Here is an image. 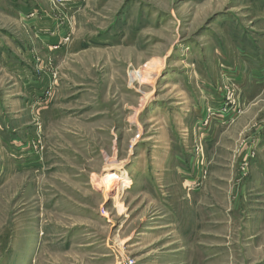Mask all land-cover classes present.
I'll list each match as a JSON object with an SVG mask.
<instances>
[{
    "label": "rangeland",
    "instance_id": "obj_1",
    "mask_svg": "<svg viewBox=\"0 0 264 264\" xmlns=\"http://www.w3.org/2000/svg\"><path fill=\"white\" fill-rule=\"evenodd\" d=\"M261 2L0 0V264H264Z\"/></svg>",
    "mask_w": 264,
    "mask_h": 264
},
{
    "label": "crops",
    "instance_id": "obj_2",
    "mask_svg": "<svg viewBox=\"0 0 264 264\" xmlns=\"http://www.w3.org/2000/svg\"><path fill=\"white\" fill-rule=\"evenodd\" d=\"M260 6L263 8L264 3L261 2ZM50 36L49 35L45 36L46 42H49V44L47 43V45H50L54 41V38H52ZM250 43H252V42L250 41ZM246 44H247V42L245 43V46H241V52H242V54L246 55L247 58L250 60V63H251L250 65H252L254 63L255 67L248 68L245 75L243 74L244 69H243V71H239V70L236 71L235 67H232L231 68L232 69L231 75H232V82L237 84L238 86H240V89L243 90L244 92H246V96L248 97V99L251 102V101L255 100L256 97L258 96L256 94H258L260 92L264 93V45L262 47L261 46L258 47L257 44H254L257 48L256 47L253 48V46L251 44L248 47ZM237 50H238V53L240 54V52H239L240 49H237ZM240 56H241V54H240ZM244 78H245V80H244ZM241 80L243 83L242 82L240 83ZM263 115H264V113H263ZM227 117H229V116L227 115ZM215 119H216L215 125H217V126L221 125L222 122H224V116H220V117L218 116ZM262 128H264V126ZM257 134L260 138L263 139L264 138V129L260 130V131L258 130L256 132L254 131L253 137L257 136ZM258 136H257V138H258ZM262 146H263V148L261 150L262 154H260L261 157L258 159V162H256V164L254 165L253 170L255 171L254 173L259 172L258 174L263 178V168L262 167H264V145L262 144ZM259 179L260 180H258V182L261 181L260 177H259ZM196 198H197V196H196Z\"/></svg>",
    "mask_w": 264,
    "mask_h": 264
},
{
    "label": "bare ground",
    "instance_id": "obj_3",
    "mask_svg": "<svg viewBox=\"0 0 264 264\" xmlns=\"http://www.w3.org/2000/svg\"><path fill=\"white\" fill-rule=\"evenodd\" d=\"M116 181V175L114 173L109 174L108 176L105 177L104 179V184L107 188H110L111 186L114 185V182ZM120 181V179H119Z\"/></svg>",
    "mask_w": 264,
    "mask_h": 264
},
{
    "label": "built area",
    "instance_id": "obj_4",
    "mask_svg": "<svg viewBox=\"0 0 264 264\" xmlns=\"http://www.w3.org/2000/svg\"><path fill=\"white\" fill-rule=\"evenodd\" d=\"M58 4H64V3H66V1L67 0H55ZM53 43H55V42H52V45H56V43L55 44H53ZM54 48V47H53Z\"/></svg>",
    "mask_w": 264,
    "mask_h": 264
}]
</instances>
